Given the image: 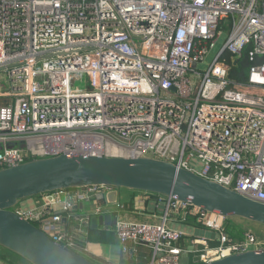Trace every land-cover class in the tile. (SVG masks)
Returning a JSON list of instances; mask_svg holds the SVG:
<instances>
[{"label":"built area","instance_id":"built-area-1","mask_svg":"<svg viewBox=\"0 0 264 264\" xmlns=\"http://www.w3.org/2000/svg\"><path fill=\"white\" fill-rule=\"evenodd\" d=\"M246 50L260 62L236 84L221 56L233 63ZM0 73L9 80L0 92V170L59 155L147 157L264 205V0H0ZM107 142L122 156H107ZM111 190L54 192L33 211H15L86 254L90 219L110 214L120 253L142 246L147 264H179L187 252L209 262L263 247L251 234L230 238L219 213L172 198L157 197V222L132 221L122 204L108 202ZM172 223L214 238L183 249Z\"/></svg>","mask_w":264,"mask_h":264},{"label":"water","instance_id":"water-1","mask_svg":"<svg viewBox=\"0 0 264 264\" xmlns=\"http://www.w3.org/2000/svg\"><path fill=\"white\" fill-rule=\"evenodd\" d=\"M88 187L112 189L107 195L109 203L117 200V190H131L264 226L263 204L169 162L147 157L59 155L0 170V249L27 264H93L15 211L23 200ZM113 223L110 214L99 215L90 219L89 227L96 230ZM199 264H264V247Z\"/></svg>","mask_w":264,"mask_h":264},{"label":"crops","instance_id":"crops-1","mask_svg":"<svg viewBox=\"0 0 264 264\" xmlns=\"http://www.w3.org/2000/svg\"><path fill=\"white\" fill-rule=\"evenodd\" d=\"M5 90H1L0 92H3ZM1 98V97H0ZM3 99V98H1ZM4 101V100H3ZM3 101H0V107L3 105ZM123 191V192H122ZM117 200L118 203L122 204L125 210H128L129 212L125 214V217L127 219H130L132 221L137 222H157V219H154L152 216L154 214L161 215L162 206L160 207L157 198L156 197H150L148 195H145L144 193L137 192V191H131V190H117ZM121 197L123 200H121ZM40 199L34 198V200L31 203V207L35 208L38 205ZM122 202V203H121ZM125 202H131L130 204L132 207H128L129 205ZM151 204V209L148 208V205ZM160 207V209H159ZM28 208V209H32ZM89 206L84 204L82 205V209L86 210ZM54 210L56 211V214H61V205L58 204L54 207ZM159 212H158V211ZM64 223V222H63ZM71 225V224H70ZM172 229L179 230L184 234V237L182 240H180L177 244L183 249L186 250H192V246L190 245V241L193 239H198L201 237H196L194 234V231L200 230V229H194L190 228L188 226H184L182 224L178 223H172L169 225ZM72 227H75L74 224ZM111 226H98L97 229H108L110 233L111 232ZM113 234V233H112ZM112 244H92L87 243L86 244V252L88 255H91L102 262L106 264H124V261H127V256L120 253V248L118 241L114 238L112 235ZM188 257L190 255L189 252H187ZM126 257V258H125ZM0 264H27L19 257L11 254L8 251L0 249Z\"/></svg>","mask_w":264,"mask_h":264},{"label":"trees","instance_id":"trees-1","mask_svg":"<svg viewBox=\"0 0 264 264\" xmlns=\"http://www.w3.org/2000/svg\"><path fill=\"white\" fill-rule=\"evenodd\" d=\"M247 50L243 53V55L237 60L236 64L233 65L231 56L228 55L227 53H224L221 56V61L226 63L229 67L228 71V77L231 81H233L236 84H245L246 77H247V72L249 68L254 65L255 63H259L260 61L255 60L253 62L249 61L247 58ZM142 193V192H141ZM49 195V194H46ZM45 195H41L38 197H35L37 199H41ZM150 197H158L155 195L149 194ZM18 208H15V210ZM230 219H226V232L232 239H240L242 236V232L239 231L238 233H231L229 228L227 227L228 224L230 223ZM112 235L116 239L115 235L110 233L109 230H101V229H91L90 227L87 228V235H86V241L87 243H92V244H112ZM117 240V239H116ZM216 243L211 242L210 247H215ZM199 249V248H198ZM78 254L81 255L82 257L86 258L88 261H90L93 264H106L102 262L101 260L88 255L84 252H79ZM199 257H200V252H195V253H190L189 255V262L187 264H199ZM126 258V257H125ZM127 261H124V264H147L150 260V251L142 246L137 247L136 253L127 256Z\"/></svg>","mask_w":264,"mask_h":264},{"label":"rangeland","instance_id":"rangeland-1","mask_svg":"<svg viewBox=\"0 0 264 264\" xmlns=\"http://www.w3.org/2000/svg\"><path fill=\"white\" fill-rule=\"evenodd\" d=\"M224 39H225V34H223V36L219 39L215 48L210 51V53L205 58L203 63L198 65L197 68L199 71L204 72L207 69V67L213 62L215 54L221 49ZM8 85H9V80L5 77V75L3 73H0V88H1V90H5L8 87ZM76 86H79V83H76ZM0 101H3V99L0 98ZM3 104H4V101H3ZM190 165L194 168H199V166H200L199 163L195 160H192L190 162ZM119 190L121 191L122 189H119ZM33 200H34V198L23 200L20 202V204L16 208H20V209L24 210V212L33 211L34 208L31 207L32 206L31 203ZM121 200H123L122 197H121ZM125 203L129 205L128 207H132V205L130 204L131 202H125ZM159 206L161 207L162 205H159ZM160 207H159V209H160ZM28 208H32V209H28ZM148 208L151 209V204L148 205ZM189 220H191V219H189ZM230 220L231 221L227 227L229 228L231 233L235 234V233H238L239 231H241L242 235L251 234L256 239V241L259 242L264 247V226L256 224V223H252V222H247V221H245L243 219H239V218H232ZM101 230H103V229H101ZM106 230H108V229H106ZM194 234L196 237L207 238V239H213L214 238L213 234H211L207 231H203V230L194 231ZM79 236H80V234H79ZM233 240H235V239H233ZM83 242L86 244L87 243L86 239H84ZM188 262H189L188 254L182 253V255L180 256L179 264H187Z\"/></svg>","mask_w":264,"mask_h":264},{"label":"bare ground","instance_id":"bare-ground-1","mask_svg":"<svg viewBox=\"0 0 264 264\" xmlns=\"http://www.w3.org/2000/svg\"><path fill=\"white\" fill-rule=\"evenodd\" d=\"M105 154L107 156H122L123 150L116 144L107 142L105 144Z\"/></svg>","mask_w":264,"mask_h":264}]
</instances>
